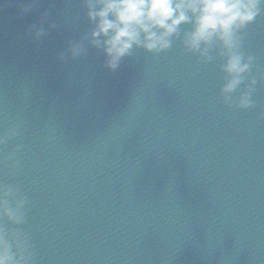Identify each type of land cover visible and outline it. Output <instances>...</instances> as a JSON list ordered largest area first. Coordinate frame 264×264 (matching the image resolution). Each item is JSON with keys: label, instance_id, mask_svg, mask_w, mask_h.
Returning a JSON list of instances; mask_svg holds the SVG:
<instances>
[{"label": "water", "instance_id": "obj_1", "mask_svg": "<svg viewBox=\"0 0 264 264\" xmlns=\"http://www.w3.org/2000/svg\"><path fill=\"white\" fill-rule=\"evenodd\" d=\"M22 2L0 8V132L19 131L0 158L21 146L0 183L28 201L32 264H264V34L245 29L257 85L239 109L214 50L204 64L176 39L110 71L87 41L67 51L91 27L82 0Z\"/></svg>", "mask_w": 264, "mask_h": 264}, {"label": "clouds", "instance_id": "obj_2", "mask_svg": "<svg viewBox=\"0 0 264 264\" xmlns=\"http://www.w3.org/2000/svg\"><path fill=\"white\" fill-rule=\"evenodd\" d=\"M36 3L37 0H23L20 14L30 11ZM82 3L91 27L80 40L69 43L67 51L72 58L85 53L87 41L89 47L102 51L104 66L115 71L134 49L159 54L179 39L184 50L204 64L215 58L210 54L213 50L222 59L220 71L224 82L219 94L225 105L234 104L239 109L253 106L251 97L257 80L249 78V73L254 58L245 55L241 48L245 29L262 14L264 0H82ZM5 6H10L9 0H0V8ZM46 19L45 13L41 24ZM181 26H188V30L181 31ZM28 31L34 39L46 34L43 28L35 26ZM241 85L244 87L234 99L232 94ZM260 118L264 119V113ZM17 135V127L0 132V145ZM20 147L16 145L11 153L0 158V165L9 169L10 176L15 175ZM27 203L16 185L0 183V264H32L29 233L22 230Z\"/></svg>", "mask_w": 264, "mask_h": 264}]
</instances>
